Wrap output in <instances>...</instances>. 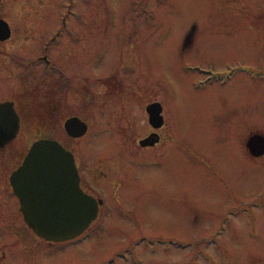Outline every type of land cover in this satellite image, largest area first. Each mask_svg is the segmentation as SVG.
Segmentation results:
<instances>
[{"label":"rangeland","instance_id":"374dc122","mask_svg":"<svg viewBox=\"0 0 264 264\" xmlns=\"http://www.w3.org/2000/svg\"><path fill=\"white\" fill-rule=\"evenodd\" d=\"M0 16L14 29L0 48L25 61L64 21L79 31L51 44L78 71L72 87L36 90L38 113L53 108L54 119L34 120L30 107L0 147V264H264V153L247 146L264 135V0H0ZM6 71L10 98L18 75ZM154 99L165 125L147 147ZM73 114L89 123L82 137L64 127ZM40 136L73 149L104 199L74 241L49 244L7 214L9 169Z\"/></svg>","mask_w":264,"mask_h":264},{"label":"water","instance_id":"95a60500","mask_svg":"<svg viewBox=\"0 0 264 264\" xmlns=\"http://www.w3.org/2000/svg\"><path fill=\"white\" fill-rule=\"evenodd\" d=\"M10 36L9 22L0 18V39ZM147 111L154 126L164 124L160 101L149 103ZM64 126L73 137L85 135L89 128L88 122L78 115L68 117ZM19 130L20 117L14 102H0V146L14 139ZM141 143L147 144V141L143 139ZM247 146L253 155H262L264 135L252 134ZM80 181L75 154L54 138L36 140L11 176L25 221L40 237L55 242L79 237L99 215L104 200L86 192Z\"/></svg>","mask_w":264,"mask_h":264},{"label":"flooded vegetation","instance_id":"af4514ba","mask_svg":"<svg viewBox=\"0 0 264 264\" xmlns=\"http://www.w3.org/2000/svg\"><path fill=\"white\" fill-rule=\"evenodd\" d=\"M0 17H2V16H0ZM63 25L65 28L63 30H59L58 33L51 38V40L48 42V44L44 47L43 51H41V53H39V54H35L33 56L28 57V59H26L27 61H25L26 57H24L21 54V52L18 50L12 51V50H5V49L0 48V102L6 101V100H11L14 102L15 109H16L19 117H20L19 133H20L21 128H22L23 118L26 114H28L30 112V107L32 109V113L34 114V115L31 114L34 120H36V119L40 120L41 117L42 118H48L49 120L54 119L55 111L53 110V108H50V111H49L50 113L48 115L46 113L45 114L44 113L43 114L38 113V111H40L41 108L39 106V104H40L39 103V100H40L39 91L36 92V90L41 86V84H42L41 82L48 81V83L50 85L49 91L52 95L55 96L56 90H58L62 87H64L65 89L68 88V90H69L73 85V81L77 77V72H78L77 69H76V72L74 73V76H73L70 72L69 66L64 65L61 61H59L57 59V57H55L52 54L53 50L51 49V44L54 45V42L61 35L69 34L72 37L73 34L74 35L79 34L78 33L79 31L74 27L72 29H67L68 24L66 21H64ZM13 31H14V29H13V26L11 25V36L7 39H0V42H7L13 36L12 35ZM73 40L77 41L80 39L76 38ZM10 52L13 54H10ZM10 58L13 62L10 61ZM101 61L102 60L99 57H96L94 65L99 64ZM39 65L43 66L44 73H45V74L43 73V76L41 77V79L39 77L36 78L35 74H34V72L36 71L34 66H39ZM8 66H9V69L12 68V72L14 74L16 73V75H18V77H17L18 82H16V77L14 76L15 83H13L14 85L12 86V89H15V92H13L15 94V96H12L10 98H4L3 95L6 94V92H7V86H6L7 71L6 70H7ZM13 66H15L16 70H15V68L13 70ZM80 69H83V68L81 67ZM17 70H18V72H17ZM85 76H87V75H85ZM29 77H32V79L36 78L37 79L36 82H33V81L28 82ZM17 83H18V87L16 85ZM83 85H84V87H87L86 81H82L81 83L78 82L76 90L78 91V89H80V86H83ZM153 101H160V100L154 99V100L149 101L148 104L153 102ZM146 111H147V107H146ZM73 115H78L81 118H83L79 114H73ZM70 116H72V115H70ZM145 121L147 123L146 127L149 129V131L143 138H140V143H141V140L144 139L147 141V144H144V145H146L147 147H151V146H154V145L161 142V140H162L161 129L165 125V121H164L163 125H161L160 127H156L150 122L149 114H143L142 115V122H145ZM42 137H47V136H40V137H38V139L42 138ZM31 145H29L26 149L24 148L25 151L23 149H22L23 151L22 150L20 151V153H19L20 158L18 157L17 162L14 165H12L9 169V172H10L9 180H10V186H11L10 191L13 194V200L6 199V201L8 200L7 205H9V207H10L9 212L7 214H16L20 217H24V213L21 210L20 199H19L18 195L15 193L13 185L11 183V175H12L13 171L22 164V162L24 161L25 157L27 156V154L31 148ZM5 146H1V147H5ZM67 148H69V147L67 146ZM69 149H71V148H69ZM71 150L75 154L76 163H77V166L79 168L80 175H81V181H80L81 187L86 192L97 196V194L92 189H90L88 184H87V179L85 178V175L83 173L82 165L78 160L77 153L73 149H71ZM97 197H99V196H97ZM28 228L30 229V231L34 232L29 226H28ZM48 243L51 244L53 242L48 241Z\"/></svg>","mask_w":264,"mask_h":264}]
</instances>
